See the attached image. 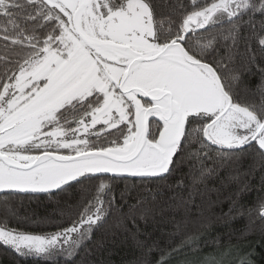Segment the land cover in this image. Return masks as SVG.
Returning a JSON list of instances; mask_svg holds the SVG:
<instances>
[{
	"label": "snow or ice",
	"instance_id": "1",
	"mask_svg": "<svg viewBox=\"0 0 264 264\" xmlns=\"http://www.w3.org/2000/svg\"><path fill=\"white\" fill-rule=\"evenodd\" d=\"M223 169L237 190L218 216ZM257 171L264 189V0H0V247L110 264L131 241L130 264H255L211 231L247 216L238 239L257 219L264 233V197L239 199ZM17 194L63 198L55 230L11 226L28 219ZM165 212L161 247L140 222Z\"/></svg>",
	"mask_w": 264,
	"mask_h": 264
},
{
	"label": "trees",
	"instance_id": "2",
	"mask_svg": "<svg viewBox=\"0 0 264 264\" xmlns=\"http://www.w3.org/2000/svg\"><path fill=\"white\" fill-rule=\"evenodd\" d=\"M162 2L171 3L172 0H162ZM183 3L188 4L189 0H182ZM202 2V0H201ZM255 79V78H254ZM251 160L245 158L239 164V172H245L250 165ZM236 174L235 170L223 169L220 171L218 177H213L209 181V186H215L220 189L219 196L222 202L218 203L211 209V212L218 216H224L229 210V201L227 197L236 192L237 185L235 183L222 184L221 181L226 178L229 172ZM260 172L257 171L254 177L249 178L252 187L240 195V203L252 207L258 198L264 197V189H261ZM177 176H174L167 183L172 184ZM122 187V185H121ZM155 188V186H152ZM3 194L0 193V196ZM23 200V206L19 208L20 216L27 217L28 219L22 220L19 223L13 221L11 226L18 227L21 231H29L39 233L41 231L55 230L54 221L59 219L56 209L63 207V198L54 197L48 199L47 194H17ZM173 195V191L167 187L161 186L159 190L155 192L156 200L163 203L170 196ZM31 197V198H30ZM213 199H216V194L213 193ZM60 201V203H57ZM143 232L149 233L152 240L159 242L161 247H164L168 240V234L173 231V225L170 222V214L165 212L163 214L157 213L154 219H149L145 224L140 222ZM248 226L247 216H237L235 219L225 222H218L213 226L211 235L222 234V239L227 240L229 238L228 233H232V243H239L240 246L247 251L249 248L254 249L253 259L255 264H264V233L261 231L259 220L257 219L254 231L248 234L244 239H238L241 233ZM141 236V239H144ZM178 240V237L174 238ZM111 249V253L105 252L104 259L110 264H130L134 259V249L131 247V241L127 245L116 244L108 245ZM207 250V249H206ZM0 264H35V261L31 258L25 259L19 257L14 252L6 250L4 247H0Z\"/></svg>",
	"mask_w": 264,
	"mask_h": 264
}]
</instances>
